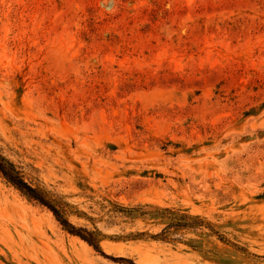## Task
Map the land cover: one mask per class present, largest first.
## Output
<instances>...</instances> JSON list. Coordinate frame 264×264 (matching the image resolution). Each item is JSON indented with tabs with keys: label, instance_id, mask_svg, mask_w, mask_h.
I'll return each mask as SVG.
<instances>
[{
	"label": "rangeland",
	"instance_id": "374dc122",
	"mask_svg": "<svg viewBox=\"0 0 264 264\" xmlns=\"http://www.w3.org/2000/svg\"><path fill=\"white\" fill-rule=\"evenodd\" d=\"M0 153L101 250L0 173V264H264V0H0Z\"/></svg>",
	"mask_w": 264,
	"mask_h": 264
},
{
	"label": "trees",
	"instance_id": "16d2710c",
	"mask_svg": "<svg viewBox=\"0 0 264 264\" xmlns=\"http://www.w3.org/2000/svg\"><path fill=\"white\" fill-rule=\"evenodd\" d=\"M0 173L5 177V179L20 190L27 198L34 200L42 205L48 207L56 219L61 223L64 229L69 233L78 235L80 238L92 245L96 250H100L98 231H91L87 228L76 227L72 224L68 217L65 215L64 209L62 208V203L58 200L51 198L45 191L35 187L32 183L28 182L22 171L16 167V165L11 162L8 158L0 153ZM176 226H187L189 224H181V222H176Z\"/></svg>",
	"mask_w": 264,
	"mask_h": 264
}]
</instances>
